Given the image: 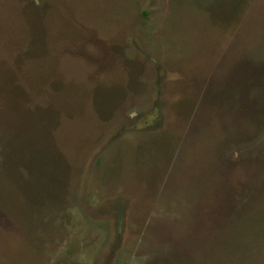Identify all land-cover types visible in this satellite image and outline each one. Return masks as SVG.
I'll use <instances>...</instances> for the list:
<instances>
[{"label": "rangeland", "instance_id": "374dc122", "mask_svg": "<svg viewBox=\"0 0 264 264\" xmlns=\"http://www.w3.org/2000/svg\"><path fill=\"white\" fill-rule=\"evenodd\" d=\"M0 264H264V0H0Z\"/></svg>", "mask_w": 264, "mask_h": 264}]
</instances>
